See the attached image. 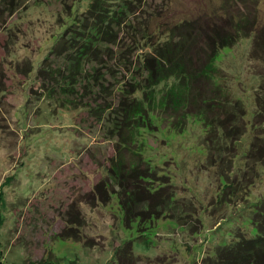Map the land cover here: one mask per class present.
I'll return each mask as SVG.
<instances>
[{"label": "rangeland", "instance_id": "obj_1", "mask_svg": "<svg viewBox=\"0 0 264 264\" xmlns=\"http://www.w3.org/2000/svg\"><path fill=\"white\" fill-rule=\"evenodd\" d=\"M92 1L0 0V264H39L45 258H56L62 264H111L117 261L119 245L128 240L133 241L134 252L141 257L139 264H144L145 257L160 254L165 256L163 261H175L176 252V264H201L209 255H217L219 246L236 242L241 232L256 236L253 206L264 196V170L251 179L254 183L247 198L249 203L242 200L231 204L225 197L234 180L242 182L240 188L244 189L247 180L244 170L239 171L251 161L245 155L249 148L244 146L251 145L249 132H253L254 122L262 123L254 116L258 98L264 99V39L262 45L256 42L260 34L264 37V0H237L234 7L224 10L218 8V3L227 0H144L143 7H139L144 20L151 19L155 27L160 21L172 23L190 14L199 23L210 20L215 25L223 17L227 24L233 15L245 16L243 25L247 29L241 30L239 41L218 53L210 75L211 91L205 90V84L198 80L187 103L176 102L185 94L182 90L167 107L160 104V99L174 84L173 79L158 86L152 104H148L146 92H136L145 103L144 115L138 120L141 125L130 148L143 153L135 158L140 159V168L151 172L152 180L146 184L152 188L165 184L166 196L176 192L184 197L181 201L197 205L199 213H204L209 202L218 204L216 210L204 213L207 216L201 214L205 219L196 234L189 233L188 228L169 232L177 227L168 218L171 214L174 217L169 207L165 209L168 217L127 226L118 194L110 185L101 184L109 180L112 160L120 154L121 135L114 130L116 110L123 103L121 90L132 80L133 69L130 72L118 64V71L104 74L106 95L94 82H89L87 88V82H82L74 96L61 89L57 93L59 102L48 100L43 95L44 84L35 78L36 69L46 57H52L50 64L58 65V77L64 73L61 70L74 52L70 30L76 28L77 15ZM109 1L113 5L120 3ZM201 1L209 5L201 6ZM187 29L183 30L186 35ZM205 45L202 43L204 48ZM149 48L138 53L144 56ZM117 51L118 47L113 50ZM103 59L115 63L109 56ZM29 67L35 70L26 78ZM65 67L68 73L69 63ZM86 70L92 72V65ZM261 72L263 83L258 75ZM66 73L62 87L69 76ZM209 92L223 102L222 110L229 108L228 112L232 107L227 106L241 101L243 128L238 138H242V143L238 141L237 155L228 161L234 165L231 180L222 176L219 162L226 154L228 159L230 148H235L231 141L234 134L230 132L231 137H227L229 131L226 133L221 125L228 123L227 111L220 113L217 105L206 114L203 105L198 106L211 98ZM224 92L229 95L224 96ZM95 95L103 96L99 108L94 107ZM131 96L126 104L134 105V94ZM245 125L248 132L243 137ZM130 132L125 129L124 137H129ZM217 148L222 155L215 153ZM123 155L132 158L134 154L124 150ZM144 160L150 162V167L144 165ZM99 184L109 195L106 203L93 201L94 194L99 195ZM223 204L228 211H224ZM78 212L82 225L75 224ZM181 222L183 225L184 220ZM73 231H79V236ZM144 232L147 239L140 237Z\"/></svg>", "mask_w": 264, "mask_h": 264}, {"label": "trees", "instance_id": "obj_2", "mask_svg": "<svg viewBox=\"0 0 264 264\" xmlns=\"http://www.w3.org/2000/svg\"><path fill=\"white\" fill-rule=\"evenodd\" d=\"M119 2L118 5H113V2L109 0H93L88 6L86 5V10H83L77 15L79 18L75 23L76 28L70 30V33H72V38L70 39H72L74 44L72 45L74 47V52L68 59L70 60L68 62V73H66L65 67L67 63L61 70L64 73L58 77L60 73V70L57 69L58 65L55 63L50 64L53 60L51 59L52 57H46L43 63L36 69L35 78L36 80L40 79L44 84L42 85V88L45 89L43 95H46L48 100L59 102L60 95L58 96L57 93L61 89L69 91L70 93L68 92V94L74 96L75 90H79V86L83 85L82 82L85 84L87 82L85 85L86 88L88 84L94 82L97 86L96 88L102 87V91H104L106 95L107 88H105L104 85L107 78L106 76L104 77V74H113L114 71H118V64L125 65L127 69L129 68L128 70L130 72L134 70L135 73L133 72L132 80L129 81L128 86L122 87L123 103L119 105L116 110V117L118 120H116L117 122L114 126V130L119 131V135H121L119 136L120 141L118 142L120 154L119 157L112 160L110 167L111 174L108 176L109 180L101 184L110 185L113 187L114 193L118 194L121 207L124 211V223L127 226H133V224L137 222L138 225L142 222H154L168 217L165 213V209L169 207V209L173 211L174 217H172L171 214L168 218L177 225L175 229H171L169 232L173 233V231L179 229H184L186 231L188 228L190 230L189 233L196 234L202 230L203 220L205 219L204 216H207V214L204 215V213H208V210H216L218 204L214 202L209 205V202L207 205L211 209L206 206L205 209H203L204 213L203 211L199 213L197 205L192 201H181L184 197L181 198L176 192L169 193L170 195L168 194V196H166L165 193L168 192H164V190H167L166 186H164L165 184L159 188H152L146 184L150 183L152 180L151 172L147 171L142 166L140 168V159L138 160L135 158V156L142 155L143 153L139 152L141 150L137 148H130L133 144L134 133L135 131L137 133V129H139L141 125L138 120H141L144 115V101L138 98L136 94L140 91L146 92V98L149 100L148 104H152L153 100H155V91L158 86L166 82L168 84V81L173 79L174 84L167 88L168 92L163 94L160 99V104H164V106L167 107L171 105L170 103L173 101L174 95L177 96V92L182 90L185 91V94H182L180 100L178 99L179 101L176 100V102L185 101L184 103H187L189 92L191 94L193 93V88L199 81L205 84V90L211 91L213 88L210 89V75L214 72L218 53L226 47L234 46L239 41L241 30L246 28L243 25L245 23V16L239 17L233 15L230 20H228L227 24H224L226 20H224L225 17H223L220 22H218V25H215L210 24V20L199 23L193 20L194 15L190 14V16H186L187 18H180L179 20L174 19L172 23L160 21L155 27V25L151 23V19L144 20L145 16L142 15L143 11L141 12L139 8L140 5H143L144 0H120ZM233 2L236 3L237 0H227L221 4L218 3V8L223 10L227 8L230 9L232 8L231 6L234 5ZM256 3H259V0H257ZM208 5L209 4L203 5L201 1V6ZM222 23L224 25H222ZM205 25L207 26L205 27ZM187 28H189V30ZM184 29L188 30V35L185 34L186 31H183ZM208 29L212 32L209 33ZM253 30V27L250 31L248 30L250 35ZM263 39L264 37L260 34L259 37L256 38V42L262 45ZM205 42L206 48L202 46V43L204 44ZM117 47L119 51L113 52ZM148 47H151L152 50L149 48L150 52H145L146 54L144 56L138 53ZM134 55H136L137 58L134 57ZM105 56H109V59L115 61V63H106L103 59ZM91 65L93 70L89 73L86 68H89ZM104 65H106L105 68H103ZM34 70L35 69L32 67H29L26 71L27 74H24L26 78L31 73L33 74ZM65 73L69 75V78H66V85L62 87L61 80L65 76ZM262 73L263 72L258 75L263 83L264 79H261ZM196 81L198 82L195 83ZM131 88L133 89L132 93L129 92ZM47 93H49V95H47ZM132 94H134L133 103L135 102V104H126V101H128L127 98L132 97ZM223 95L226 96L229 94L224 92ZM215 96L211 97L210 95L211 98L208 100L205 99L206 101L203 100L198 106L203 105V112L206 114L208 110L212 108L216 109L215 106L217 105L220 106V113L228 112L229 108L222 110L221 104H223V102H220V99ZM101 99H103V96L95 95L94 100L96 105L94 107L99 108L101 106L99 103ZM260 99L261 98H258L259 107H257L254 118L256 120L261 119L262 123L257 122L256 124L254 122V125H252L253 132H249V138L252 137L251 145L247 144L244 146V148H249L245 155H248L251 161L245 162V167H240L241 170L239 171V173H241V171L244 170V177L247 182L244 189H242L240 188L243 184L242 182L239 181L237 183L236 180L232 181V184L228 187L231 191L229 194L227 193L225 197V199L228 198V202L231 204H235L236 201L240 203L242 200L249 203L247 198L251 195L250 189L254 183L251 179L256 178L259 172L264 170V99L262 101ZM240 103L241 101L238 99L236 103L227 106L232 107L230 108L231 112H228L229 116H225L227 117L226 120L228 123L226 125L221 123L225 132L229 131L227 137H231L229 136L230 132L234 134V139H231V141L235 148H230L232 151L229 152L228 159H225L227 156L226 154L224 158L222 156L221 162L218 161L222 176H228L230 180L233 177L232 172L234 171L231 166L233 167L234 165L232 161L229 162L230 164L228 161L231 159L232 155H237L238 147L236 144L238 141L242 143V138H238V134L241 128H243L239 108ZM193 105L196 104L194 103ZM244 127L246 130L241 135L243 137L246 135L245 133L248 132V126L245 125ZM125 129L131 131L129 137H124ZM260 131L262 132L260 133ZM212 149L213 148H211V150ZM124 150L128 152L132 151L134 154L133 157L130 158V155H123ZM211 150L209 149V153H211ZM215 153L222 155L220 148H217V152ZM144 165H149L150 167L151 164L147 160H144ZM96 187L99 195L96 197L94 194L93 201L95 203H106L109 197V195H107V190H104L106 188L104 186L101 188L100 184ZM222 206L224 211H228L225 204ZM253 207L255 210L253 223L257 229L256 236L249 237L241 232L238 234V240L236 242L228 246H219L217 248V255H209V257L203 259L201 264H264V196L257 200ZM202 213L204 216L201 215ZM77 214L78 215L75 217V224L82 225V215L79 212ZM193 217L197 220H193ZM219 217L220 216H218L214 223L217 224L219 222ZM181 220H184L183 225ZM222 220H224L223 217ZM163 221H165V219H163ZM71 233H74L75 236H79L75 231ZM140 237L147 239V234L145 232L141 233ZM75 238L78 239L79 237ZM116 255L117 261L111 264H139L141 258L135 254L132 240H128L119 245ZM164 257L165 256L160 254L155 258L145 257L143 261H145L144 264H176L179 261V253L177 252L174 253L173 257L175 261L169 259L163 261L162 258L164 259ZM170 258L172 259V257ZM39 264L62 263L56 258H45L40 260Z\"/></svg>", "mask_w": 264, "mask_h": 264}]
</instances>
